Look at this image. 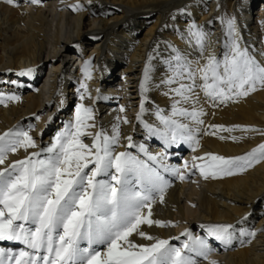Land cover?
Listing matches in <instances>:
<instances>
[{
	"label": "bare ground",
	"instance_id": "6f19581e",
	"mask_svg": "<svg viewBox=\"0 0 264 264\" xmlns=\"http://www.w3.org/2000/svg\"><path fill=\"white\" fill-rule=\"evenodd\" d=\"M77 4L82 10L74 8ZM231 17L243 43L264 50V0H17V6L0 0V96H19V100L5 99L0 104V134L23 128L38 146L29 153L39 151L74 121L77 104L92 107L95 130L103 128L111 134L113 125L119 123L121 145L116 151L127 150L147 160L137 147L122 146L127 144L124 137L130 135L135 145L144 144L149 153L163 157L149 162L169 182L163 202L156 195L151 218L171 225H142L144 231L168 239L175 247L190 242L181 235L185 230L193 238L204 239L210 250L207 257L190 254L197 264H264V161L231 176L205 179L200 171L201 167L217 171L208 167L215 163L208 153L230 158L264 143V89L258 88L238 102L203 103L207 114L195 134L199 145L181 142L165 148L163 141L148 137L136 120L145 64L151 63L153 70L149 91L144 94V119L158 125L153 114L156 107L170 110L163 89L154 87L166 74L164 61L174 48L186 47L192 22L203 26L213 42H222L221 18ZM215 47L219 52L220 44ZM85 61H90L91 80H85L81 71ZM28 69L33 71L27 73ZM82 82L91 93L84 101L78 92L83 91ZM125 117L127 124L123 123ZM212 125L241 127L222 131ZM84 142L91 143V138L85 137ZM27 154L21 149L9 154L8 160L23 159ZM165 166L180 169L184 179L164 171ZM215 224L232 225L230 242L208 233V226ZM132 239L148 243L135 235ZM0 247L17 251L23 246L0 242Z\"/></svg>",
	"mask_w": 264,
	"mask_h": 264
},
{
	"label": "snow or ice",
	"instance_id": "6c2138e0",
	"mask_svg": "<svg viewBox=\"0 0 264 264\" xmlns=\"http://www.w3.org/2000/svg\"><path fill=\"white\" fill-rule=\"evenodd\" d=\"M3 2L17 6V0ZM74 8L82 10L79 4ZM221 25L223 40L213 42L203 26L192 22L187 29L186 47L174 48L164 61L166 74L154 87L163 89L170 110L156 107L153 114L158 125L144 119V94L149 91L153 70L151 63L145 64L136 120L148 137L163 141L165 148L181 142L199 145L195 134L207 114L203 103L219 106L238 102L258 88L264 89V50L243 43L234 17L221 18ZM216 43L220 44L219 52ZM148 59L151 61V55ZM89 65L90 61H85L81 70L85 80L92 79ZM32 71L28 69L27 73ZM80 89V101L86 96L91 98L86 82L80 84ZM5 99L19 100V96H0V104ZM94 119L92 107L77 104L74 121L54 137L50 146L30 153L29 149L38 146L29 131L14 127L0 134V242L23 246L17 251L0 247V264H197L190 254L206 258L210 250L205 240L193 238L187 230L181 235L190 242H184L182 247L143 230L142 225H171L170 221L151 218V205L157 194L163 202L169 182L149 162L163 157L149 153L144 144L135 145L130 135L124 137L127 144L122 146L137 147L147 160L127 150L116 151V146L121 145L119 123L113 125L109 134L103 128L95 130ZM123 123H129L127 117ZM211 127L233 131L241 126ZM85 137H90L91 143H85ZM21 149L28 153L23 159L8 160L9 154ZM42 153L46 155L42 157ZM207 156L215 162L208 167L217 171L208 172L201 167L205 179L231 176L264 161V143L241 156ZM164 171L184 179L180 169L165 166ZM231 228L230 224H215L207 230L216 239L230 242ZM134 235L148 243L135 242Z\"/></svg>",
	"mask_w": 264,
	"mask_h": 264
}]
</instances>
